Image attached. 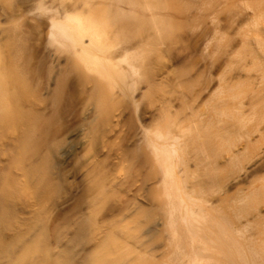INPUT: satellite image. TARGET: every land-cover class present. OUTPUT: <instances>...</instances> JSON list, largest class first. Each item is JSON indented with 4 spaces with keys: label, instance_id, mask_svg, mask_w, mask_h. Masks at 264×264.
<instances>
[{
    "label": "rangeland",
    "instance_id": "obj_1",
    "mask_svg": "<svg viewBox=\"0 0 264 264\" xmlns=\"http://www.w3.org/2000/svg\"><path fill=\"white\" fill-rule=\"evenodd\" d=\"M42 1L45 8L38 0H0V264H185L168 225L175 185L195 191L198 206L220 198L207 221L214 210L212 222L226 231L207 225L227 250L198 252L203 264H264V193L249 183L227 185L250 157L243 146L258 136L252 131L264 129V106L242 119L217 109L220 118L212 109L219 97L208 98L220 77H264V54L252 57L261 46H242L240 35L264 30V0ZM75 4L102 8L104 46L114 62L125 53L136 73H115L119 66L108 61L89 62V70L73 54L68 61L76 64H65L71 50L48 41L46 13ZM52 50L64 56L54 61ZM53 77L62 80L57 91ZM92 77L115 78L102 79L115 92L107 105L96 101ZM126 77L134 78V98ZM238 87L233 96L248 98L246 85ZM80 126L82 135L70 133ZM140 129L150 138L173 135L180 185L162 183ZM63 144L72 150L66 158L57 153ZM257 174L252 184L264 187V171ZM183 249L191 251L189 242Z\"/></svg>",
    "mask_w": 264,
    "mask_h": 264
},
{
    "label": "bare ground",
    "instance_id": "obj_2",
    "mask_svg": "<svg viewBox=\"0 0 264 264\" xmlns=\"http://www.w3.org/2000/svg\"><path fill=\"white\" fill-rule=\"evenodd\" d=\"M126 1H128V3H129L130 0H126ZM126 1H124L126 4L120 3V5H123L122 7H124V5L128 4ZM38 2H39V5L42 4V2L44 5V1L41 0V2H40V0H38ZM119 2H122V0L121 1L119 0L118 3ZM118 3L115 4L116 7L119 6V5H117ZM130 3H135V1L131 0ZM40 6L42 7V5H40ZM87 6L88 5L83 6V5L75 4L72 8H63V9L61 8L59 10H57L58 8L57 9L55 8L56 11L53 12L52 14H50V13L53 10H50L51 11L50 13H46V14H49L47 16L48 19L46 22L47 37L49 38L48 41L51 40L54 43H58V45L64 44L67 46L69 51L71 50V53L69 52V56L67 55L70 58L65 60L67 57V56H65V59H64L65 64L68 60H72L74 58L73 56L75 55L76 56L75 58L77 60L80 58V56H81V60H83L82 57H84V60H86L87 62H86V64H85V61H82V62L85 65L88 64L87 68L89 70H91L89 67L93 66V65L92 66H89V65H91L94 62H96V63L100 62V64H102L101 62L105 63V61H108V64L111 63V65H113L112 68L115 65L117 67L119 66L117 68V70L115 71V73L120 72L119 68L124 73H125V71L129 72L130 74L136 73V67L130 61L129 57L127 58L125 53H123L124 57H122V54H121V56H120L121 58H120V60H118V62H116L117 59H115L116 61L114 62L113 59L115 58L114 56H116V55L112 54L114 51H111L112 53L109 51L106 44L104 46V39H106L104 37V35H106V34L103 33L104 34L103 35L102 31L99 30L100 22L96 18V17H98L97 16L98 14H96V13H99V11H101L102 8L100 9V7H99V10H98V8H96V10L98 11V12H96L95 8L93 9V6L94 7H97V6H95V5L89 6V7H87ZM43 8H45V5L43 6ZM49 8H51V7L49 6ZM119 9H120V13L122 14V12L124 10L123 11L121 10V6L119 7ZM119 9H118V11H119ZM151 9H152V6H151ZM47 10H49V9L47 8ZM152 13H153V15H156L155 10H152ZM119 16H117V17H119ZM154 18H156V17H154ZM154 20H156V19H154ZM107 26L110 27L111 25L108 24ZM106 30H107V27H106ZM110 30L108 32L109 35L111 34ZM247 30L242 31L240 34L241 35V45L242 46L243 45L244 46H246V45H254L255 46L256 45L255 47L261 46L263 48L264 47V30L263 29H259V30H257V29L251 30L250 29L249 31H247ZM115 32H117V31H115ZM215 34H216V32H215ZM216 35H215V37L217 38ZM112 36H110V37L112 38ZM212 37H214V35ZM212 37H211V40H212ZM214 38H213V40L216 39V38L215 39ZM219 40H221V39L219 38ZM219 40H217V41H219ZM254 46H253V50L255 48ZM248 47H250V46H248ZM261 47H259V50H258V48H255L258 51V52H255L256 54H254L252 51H250L251 54L253 53V55H255V56L252 55V57H254V59H253L254 61L257 60L255 58H256V55L259 53V51H260L259 55L262 56L264 54V51L261 49ZM251 50H252V48H251ZM127 51H125V52L127 53ZM52 52H53V50H52ZM57 53L53 52L54 58H53V56H52V58L54 59V61L56 59L55 57H58L59 55L62 54L60 52L57 55ZM72 54H73V56H72ZM111 54L113 56H111ZM259 55H258V57L261 58V56H259ZM63 56L64 55H61L60 57H63ZM129 56H130V53H129ZM60 57H58V58H60ZM77 57H79V58H77ZM103 57H105V58H103ZM58 58H57L56 62H58V60H60ZM259 58H258V60H260ZM76 59H74V60H76ZM103 59H104V61H103ZM108 59H110V60H108ZM74 60H73V62H75ZM262 60H264V59H262ZM262 60H260L259 62L263 63V62H261ZM61 61H62V59H61ZM121 61L127 62L128 69L123 68L121 66V63H120ZM70 62L73 64L72 61H70ZM70 62L68 61L67 63H70ZM89 62H91V64H89ZM71 63H70V65H71ZM59 64H61V63L58 62V65ZM75 64H76V62H75ZM100 64H98V65H100ZM106 65H107V63H106ZM106 65H105V68H108V65L107 66ZM254 65L255 64H253V67H254ZM263 65H264V63L262 64V66ZM76 66H77V68H76ZM76 66H75V68L78 69L79 68L78 63ZM98 68L100 69L99 66H98ZM109 68H111V66H109ZM263 68H264V66H263ZM94 69L95 68L93 66V70ZM250 69H252V68H250ZM111 70H113V69H111ZM109 73L115 74L114 70H113V72L109 71ZM246 73H248L249 76L244 75L246 77H229V78L220 77L217 85L210 91V93L208 95V98H210V99H211V97H214L213 96L214 94L216 95V97H219L218 98L219 102L213 100V103H212L214 105L213 106L214 108H212L213 110L214 109H216V110L221 109L220 110L221 112H222V110L223 111L224 110L230 111L231 113L234 112V113H237V115H238L237 117L242 119L246 115H249V114L253 113L254 111H256V108L258 106H260L259 109L264 106V103H263L264 102V77H254V76H252L251 71H250V73L249 72H246ZM250 74L252 77L250 76ZM253 74L258 76L256 74V72H254ZM109 78H110V80L111 79L115 80V78H113V77L112 78L109 77ZM109 78L107 77V79H109ZM121 78L122 77H120V79ZM127 78H129V77H126V79H124V80H126V82H128L129 84L125 83V85L128 84L127 86L131 87L130 95L134 98V94H133L134 93L133 91L135 88V81L133 80L134 78L131 77L132 79H129L130 82L127 80ZM102 79H104V77H97V78L92 77V84L94 86V90H93L94 91V97H95L96 101L98 102L99 106H101L102 105L101 103H103V102H104L103 104H106L107 102H105V101H109V100L111 101V99H112L111 94L114 92V91H111V89H108V87L106 86L109 83L112 84L111 81H113V83H115L114 80H111V81L108 80L109 83L106 84V83H103V81L105 80V82H106L107 79H104L103 81H102ZM117 80L118 79H116V81ZM61 81H62L61 77H53L52 82H51V85L53 84L52 90H54V91L59 90ZM118 81H121L124 83L123 80H118ZM242 83L246 85L245 92L249 91V93H250L248 98H246V96L242 95L241 93L240 94L238 93L236 95L234 94V96H233V93H237V90L234 92L233 89H236V87L239 88L238 86ZM0 84H1V82H0ZM104 84L106 87L104 86ZM103 88L104 89L107 88L108 90L111 91V93H110V91L107 92V89H105L106 91H104ZM114 90H116V89H114ZM225 90H227V91H225ZM228 90H230V91H228ZM242 90L243 89H241L240 91L238 90V91L242 92ZM118 92H116V94ZM218 92H225V94L223 93V95H225V96H223V98L222 97L220 98V96H222V95L221 94L219 95ZM226 92H229V93L232 92L231 93L232 96H230L229 93H228L229 96H227ZM216 93H218V96ZM131 96H130V98H132ZM226 96L228 98L224 99V98H226ZM216 97H214L213 99H215ZM219 99H221V100H219ZM215 102L216 103L218 102V104H217L218 106H216V107H219V108H215V105H216V104H214ZM262 103H263V105H262ZM96 106H97V104H96ZM102 106H104V105H102ZM93 110H94V108H90L88 110V113H92ZM216 110H214V111H216ZM218 111L219 110H217V112ZM220 111L218 114L215 112V115H217V116L220 115L219 117L222 118L221 116H222L223 112L221 113ZM226 111H224L223 117L227 116V115H225L228 113ZM0 118H1V116H0ZM235 120H233V121H235ZM241 121H240V123H241ZM235 123H236V121H235ZM83 131H84L83 128L80 126V127L75 128L74 130H72L70 133L73 135H82ZM253 133H257L258 136L254 140L248 141L243 146L244 150L252 149L250 151L251 153L248 151L249 154L247 156H250V157L242 163V165L239 167V170L237 168L238 171H236L235 174L233 173V175L230 176V178H228L227 185L229 184L230 187H234V186H238L240 184H245V183L248 184L249 183L251 185L250 187H253L251 189L256 190V191H253L254 194H256L255 192H259V191L264 193L263 192L264 189H262L264 187L261 186V185H263L262 182H261L262 184L259 183V186L257 185L256 188L254 187V186H256L255 183L252 184V181H254V177L256 175H258L257 172L260 173V171H264V129H260V127L258 126L252 131V134ZM138 134H139L141 140H146V138L149 140L148 144L150 145V147L152 149L151 152L155 158V161L158 165L159 170L162 173L161 181L165 186L170 184L171 188H172L173 184L178 183V181H177L178 178L175 176L176 175V166H177V161L175 160L176 148L173 144H171L169 142L170 140H168V138L173 139V135L171 137H169V136H167V135L165 136L161 132L157 131V132H155L153 138H150L152 136H148L147 133L145 132V130H143V129H140L138 131ZM168 135H169V133H168ZM59 148H58L57 153L60 156V158L61 157L66 158V156H69L72 153V150L68 145L63 144ZM238 152L239 151H234V153H232V155L230 157H237ZM175 177L177 178L176 180L174 179ZM172 180L176 181V182L172 183ZM179 183L181 184L180 181H179ZM175 187L177 189L175 188L174 190H172V189L170 190L171 194L174 191L175 198L169 199L171 203L168 207L170 209V211H168L169 212L168 225L171 229L172 238H173V241L175 242V246H176V249L178 251V257L179 258H182L184 256L187 257L185 264H203L202 259H200L198 256L199 255L198 252H204V251L209 252V251H216V250H220L221 252H224L227 250V246H228L227 242L223 241V239H221L220 236H218L219 234L215 233L218 231L225 232L226 229L225 228L223 229V227H221V226L218 228V226L222 225V224L219 223V225L217 226V223H214V222H217V220L215 221V220L211 219L212 218V215H211L212 212L211 211H214L216 209L215 208L216 206L213 207V205H216L220 201V198H217V199L213 200L212 202H210V200L205 201V199H203V201L205 202V203H203L204 205L201 203L203 206H198L200 204V202H199V204H197L198 202L196 201L195 196L193 197V195H196V194H194L195 191L192 195H190L186 191L184 192V189L178 187V185L177 186L175 185ZM168 190H166V191H168ZM168 194H169V191H168ZM171 194H169V196H171ZM196 197H197V195H196ZM201 201H202V199H201ZM195 205H197L198 207L196 208ZM211 207H213V208H211ZM210 208L214 209V210H211L209 212L210 213L209 217H211V218H210V221H207L208 220V217H207L208 214H206V213L208 212V210H210ZM131 212H132V208H131V210H129V213H131ZM179 220L181 222V225L183 226L182 229H183L184 233L179 232V224H180L178 222ZM212 220L214 222H212ZM223 220H225V219H223ZM219 221H221V219ZM208 222L212 223V224H209L210 227L214 226L216 224L215 227H212L213 230L216 229V230H214L215 232L213 230L211 232V228H209L208 227L209 225H207ZM225 222H226V220H225ZM240 224L242 225V223H240ZM237 225H239V224H237ZM222 226H224V225H222ZM239 227H240V225H239ZM213 232L215 233V235L213 234ZM180 234H183V236L185 237V240L182 242L179 241L180 240V236H179ZM223 234H225V233H223ZM213 236H215V237H213ZM188 242L190 244L191 251H189L187 253V251H184V249H183V243L186 244ZM189 253H191V254H189Z\"/></svg>",
    "mask_w": 264,
    "mask_h": 264
}]
</instances>
